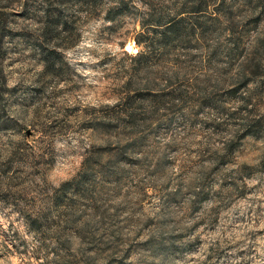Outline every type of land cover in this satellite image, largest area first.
<instances>
[{
    "label": "rangeland",
    "instance_id": "rangeland-1",
    "mask_svg": "<svg viewBox=\"0 0 264 264\" xmlns=\"http://www.w3.org/2000/svg\"><path fill=\"white\" fill-rule=\"evenodd\" d=\"M261 18L264 0H0V214L43 237L37 260L264 264Z\"/></svg>",
    "mask_w": 264,
    "mask_h": 264
},
{
    "label": "clouds",
    "instance_id": "clouds-1",
    "mask_svg": "<svg viewBox=\"0 0 264 264\" xmlns=\"http://www.w3.org/2000/svg\"><path fill=\"white\" fill-rule=\"evenodd\" d=\"M259 24L262 30L260 34L264 35V18L260 19ZM107 47L111 49L113 54L126 52L131 57H139L142 52L146 51L142 48V46L137 45L134 40L131 42L126 41L122 49L112 45H108ZM17 79L18 77L11 79L8 83V87H13L17 82ZM105 103L114 105L116 101L108 100L105 101ZM93 105L99 107L95 101H93ZM29 119H31V117H29ZM12 139L14 141H18L20 140V137L13 136ZM6 160L7 155H0V163H5ZM69 178V176H60V179ZM56 186L59 187V183H57ZM0 207H2V205H0ZM8 213H10V215H6ZM18 217H20V213L18 211L13 212L12 207L5 209L4 214H0V264H45V257L43 256V253H39L41 255V259L39 260H37L35 255H33V253L36 252L37 248L39 247V243H43V237H40V241L38 243L37 234H30L28 231H26L23 217H20L19 220ZM10 225L11 228L9 227ZM13 233H19L18 237H14ZM6 236L8 237L7 239ZM237 239H239V236H237ZM20 240L25 241L27 244V255L22 254L23 249L21 250V253H17L16 249L12 247L13 243H18ZM205 247H207V245H205ZM72 251L75 252L76 249L73 248ZM47 259L51 260V257H48Z\"/></svg>",
    "mask_w": 264,
    "mask_h": 264
},
{
    "label": "trees",
    "instance_id": "trees-1",
    "mask_svg": "<svg viewBox=\"0 0 264 264\" xmlns=\"http://www.w3.org/2000/svg\"><path fill=\"white\" fill-rule=\"evenodd\" d=\"M250 1V0H249ZM264 123V119H256L252 120L251 124L249 125V128L247 130V135H254L256 134V129L258 130L260 126H262Z\"/></svg>",
    "mask_w": 264,
    "mask_h": 264
}]
</instances>
